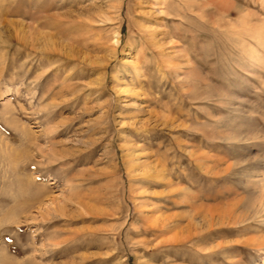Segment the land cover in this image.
<instances>
[{
  "label": "rangeland",
  "instance_id": "obj_1",
  "mask_svg": "<svg viewBox=\"0 0 264 264\" xmlns=\"http://www.w3.org/2000/svg\"><path fill=\"white\" fill-rule=\"evenodd\" d=\"M168 3L0 0V264H264V0Z\"/></svg>",
  "mask_w": 264,
  "mask_h": 264
},
{
  "label": "bare ground",
  "instance_id": "obj_2",
  "mask_svg": "<svg viewBox=\"0 0 264 264\" xmlns=\"http://www.w3.org/2000/svg\"><path fill=\"white\" fill-rule=\"evenodd\" d=\"M159 1V3H161V4H164V9H169V6H170V3H168V0H157V2ZM169 13V12H168ZM149 36L148 37H153V34H152V32H149V34H148ZM154 45V44H153ZM263 199V198H262ZM238 202V201H237ZM237 202H236V204H237ZM259 204H254L252 207H254L253 209H247L246 211H247V213H249L248 215L247 214H243V215H237L235 218L234 217H232L233 216V211H235L234 210V208L235 207H233L234 205H228L227 207H222V208H215V210L214 211H218L219 212V215L221 216V224H223V223H225V222H223V221H225L224 219L226 218V217H228L229 219H232L233 218V222L234 223H243V222H246V221H249V220H251L256 214H258L262 209H264L263 207V201L261 200H259V202H258ZM251 207V208H252ZM212 209V208H211ZM214 209V208H213ZM263 211V210H262ZM213 213V211H211V214ZM235 213V212H234ZM242 213V212H241ZM240 213V214H241ZM205 218V217H204ZM228 218H226V219H228ZM228 221V220H227ZM258 239V238H257ZM256 239V240H257ZM252 240V239H251ZM259 240H261V244H263L262 242H264V238H262V236H261V238L259 239ZM254 241H255V239H254ZM258 241V240H257ZM248 242V241H247ZM249 242H251V241H249ZM252 244L253 243H256V242H251ZM259 243V242H258Z\"/></svg>",
  "mask_w": 264,
  "mask_h": 264
}]
</instances>
